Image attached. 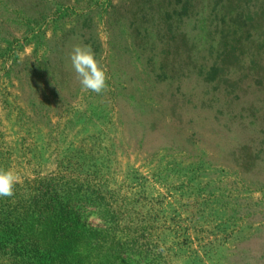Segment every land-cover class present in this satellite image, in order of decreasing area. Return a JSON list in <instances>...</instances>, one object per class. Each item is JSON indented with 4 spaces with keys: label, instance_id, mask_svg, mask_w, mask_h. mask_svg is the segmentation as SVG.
Masks as SVG:
<instances>
[{
    "label": "rangeland",
    "instance_id": "1",
    "mask_svg": "<svg viewBox=\"0 0 264 264\" xmlns=\"http://www.w3.org/2000/svg\"><path fill=\"white\" fill-rule=\"evenodd\" d=\"M243 4L0 0V168L22 177L0 264H264V0Z\"/></svg>",
    "mask_w": 264,
    "mask_h": 264
},
{
    "label": "clouds",
    "instance_id": "2",
    "mask_svg": "<svg viewBox=\"0 0 264 264\" xmlns=\"http://www.w3.org/2000/svg\"><path fill=\"white\" fill-rule=\"evenodd\" d=\"M68 59L75 78L83 89L102 93L107 87L106 71L96 59L90 44H74L68 52ZM22 182V177L11 169L0 168V197L14 195L15 185Z\"/></svg>",
    "mask_w": 264,
    "mask_h": 264
},
{
    "label": "trees",
    "instance_id": "3",
    "mask_svg": "<svg viewBox=\"0 0 264 264\" xmlns=\"http://www.w3.org/2000/svg\"><path fill=\"white\" fill-rule=\"evenodd\" d=\"M227 3L229 5V8H230V11H232L231 14L233 15H236V16H240L239 14H237L238 10L241 8V6L243 7L244 6V0H227ZM60 190H61V187H60ZM75 200H78V201H81V199H78L79 197L78 196H75L73 197ZM64 199V197H63ZM53 201H49L47 203H44V204H41L40 206L36 207V212L39 214V216H43L44 215V211L45 210H48L49 208H52L53 206ZM55 206L57 209H60L62 207V204L60 201H56L55 203ZM63 206H68V204H64ZM68 214H72V215H76V210L77 209H74L73 207L69 206L68 208ZM34 221H36V219H34ZM39 228L40 229H43L41 225H39ZM48 228V227H47ZM50 228V231H52V233H59L61 231V228L60 226H55V228L52 229L51 226H49ZM92 236V235H90ZM82 243L85 245V246H91V243L89 241H82Z\"/></svg>",
    "mask_w": 264,
    "mask_h": 264
}]
</instances>
